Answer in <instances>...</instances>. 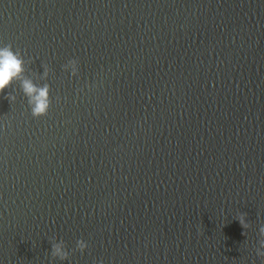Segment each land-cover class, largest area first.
Returning a JSON list of instances; mask_svg holds the SVG:
<instances>
[{
	"label": "water",
	"instance_id": "95a60500",
	"mask_svg": "<svg viewBox=\"0 0 264 264\" xmlns=\"http://www.w3.org/2000/svg\"><path fill=\"white\" fill-rule=\"evenodd\" d=\"M2 45L51 108L0 95V264H264V0H0Z\"/></svg>",
	"mask_w": 264,
	"mask_h": 264
},
{
	"label": "clouds",
	"instance_id": "9594fccd",
	"mask_svg": "<svg viewBox=\"0 0 264 264\" xmlns=\"http://www.w3.org/2000/svg\"><path fill=\"white\" fill-rule=\"evenodd\" d=\"M26 63L23 56L18 51H14L11 45L0 46V95H4L5 91L14 82L20 81L23 92L28 97V105L32 116L41 118L47 116L51 108V87L47 84L43 87H38L32 80L26 78L24 75ZM69 64L73 66L72 75L77 76L79 72L78 61L73 59L69 61ZM240 223L242 226H247L243 216L240 219ZM88 247V243L84 240L77 241V248L81 253L87 251ZM258 255H264V253L258 252ZM53 256L61 260L68 259V253L61 245L53 246Z\"/></svg>",
	"mask_w": 264,
	"mask_h": 264
}]
</instances>
